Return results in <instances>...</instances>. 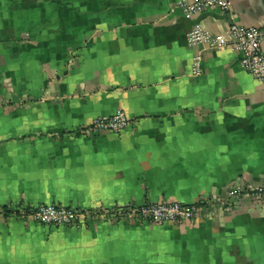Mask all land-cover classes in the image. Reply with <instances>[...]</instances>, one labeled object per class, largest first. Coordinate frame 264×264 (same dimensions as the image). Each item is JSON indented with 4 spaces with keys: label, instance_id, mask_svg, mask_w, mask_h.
Segmentation results:
<instances>
[{
    "label": "crops",
    "instance_id": "1",
    "mask_svg": "<svg viewBox=\"0 0 264 264\" xmlns=\"http://www.w3.org/2000/svg\"><path fill=\"white\" fill-rule=\"evenodd\" d=\"M0 0V264H264V84L228 49L230 21L264 31V0ZM264 51V39L262 41ZM200 61L201 74L192 68ZM117 111L115 134L83 132ZM211 201L154 225L22 221L20 208Z\"/></svg>",
    "mask_w": 264,
    "mask_h": 264
},
{
    "label": "built area",
    "instance_id": "2",
    "mask_svg": "<svg viewBox=\"0 0 264 264\" xmlns=\"http://www.w3.org/2000/svg\"><path fill=\"white\" fill-rule=\"evenodd\" d=\"M219 9L224 15H229L231 2L229 0H193L188 7L190 11H205ZM230 39L225 42L210 32L196 27L189 36L191 45H206L217 49L227 47L236 53L241 67L251 74L257 81L264 84V51L262 41L264 31L256 27H247L237 22L230 21L228 25ZM192 74H201L200 61L196 60ZM133 124V120L124 112L117 111L110 117L98 118L92 124L83 128L84 133L96 134L107 131L118 134ZM249 198L255 202H264V187L251 185L235 188L230 192L227 205L234 201ZM211 201H196L185 204L180 202H145L143 204H129L119 209H85L68 207L59 204H42L33 208H20L18 217L27 223H37L46 227H79L87 225L97 219L139 221L154 225L166 223H182L190 221L202 214H209L212 210Z\"/></svg>",
    "mask_w": 264,
    "mask_h": 264
}]
</instances>
